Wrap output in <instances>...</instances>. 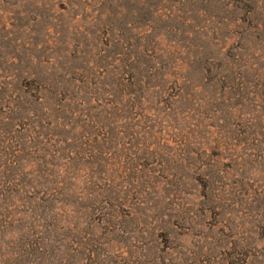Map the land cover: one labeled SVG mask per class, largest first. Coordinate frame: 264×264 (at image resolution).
I'll list each match as a JSON object with an SVG mask.
<instances>
[{
  "label": "rangeland",
  "instance_id": "1",
  "mask_svg": "<svg viewBox=\"0 0 264 264\" xmlns=\"http://www.w3.org/2000/svg\"><path fill=\"white\" fill-rule=\"evenodd\" d=\"M0 264H264V0H0Z\"/></svg>",
  "mask_w": 264,
  "mask_h": 264
}]
</instances>
